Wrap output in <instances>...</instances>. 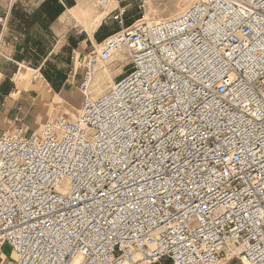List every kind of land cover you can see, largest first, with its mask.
Returning <instances> with one entry per match:
<instances>
[{"label":"built area","instance_id":"built-area-1","mask_svg":"<svg viewBox=\"0 0 264 264\" xmlns=\"http://www.w3.org/2000/svg\"><path fill=\"white\" fill-rule=\"evenodd\" d=\"M8 5L0 47L28 4ZM124 12L80 64L76 117L0 132V264H217L230 246L264 264V0ZM120 52L109 88L84 93Z\"/></svg>","mask_w":264,"mask_h":264},{"label":"rangeland","instance_id":"rangeland-1","mask_svg":"<svg viewBox=\"0 0 264 264\" xmlns=\"http://www.w3.org/2000/svg\"><path fill=\"white\" fill-rule=\"evenodd\" d=\"M75 4L78 0H71ZM94 5V10L103 9L98 8L94 4V0H91ZM119 6L124 9L126 24L138 18H145V21H160L162 19L178 15L183 12L191 3L195 0H118ZM3 5H8L9 0H0ZM34 3L33 6L31 3ZM41 0H27L26 8L29 6L34 7L38 5ZM74 4V5H75ZM117 3H110L107 7V13L101 20L92 35L85 31V27L76 24L71 17H66L61 22H56L57 18L51 24V29L43 31V23L41 22V33L42 48L43 52H30L25 53V62L21 65L17 62H12L7 60L2 54L4 52L0 51V72L7 76H3L11 83V86L15 88V82L13 80V75L15 72L21 71L22 74V87H32L37 88L35 91L39 93L38 105L32 108L34 117H36V122L29 126L30 128H37L42 125L45 121L55 118L57 116H66L74 118L77 115V110L80 108L82 101V92L77 88V80L80 73V64L82 60L93 50H97L96 45L100 42L102 37L108 33H112L117 30V26L114 23L111 15V11L115 9ZM3 8V6H0ZM5 9V6L3 10ZM5 11V10H4ZM91 14V15H90ZM88 14V17H93V14ZM83 19V17H80ZM103 22V24H102ZM101 25V26H100ZM100 27V28H99ZM99 28V30H98ZM96 30H98L96 32ZM38 37V35H36ZM36 38V37H34ZM63 45V46H62ZM62 47V48H61ZM61 50L59 51V49ZM54 49V51H59L58 54H49L48 51ZM74 49V50H73ZM46 50V51H45ZM45 54V55H44ZM116 56L112 58L111 61L103 63L102 66L106 67L109 71L106 72L105 68H97V73L92 80L90 93L92 96L96 97L103 93L111 84L112 80L116 78L119 73L124 70L123 65L128 61L127 55ZM47 57V60L39 67V62H41L40 56ZM7 56V55H6ZM14 59L16 57L14 56ZM35 69H39L41 74L46 73L52 81H54L55 86L60 84L59 80L65 81L67 92H59V89H54L52 84H48V80H44V76L41 77L39 72ZM35 70V71H34ZM101 70L104 73L101 78L98 76V71ZM61 71L62 76H56L55 73ZM2 77V76H1ZM8 78H12L9 80ZM31 89V88H30ZM19 90L18 88L13 89V91ZM29 90V89H28ZM23 91V90H21ZM25 91V90H24ZM46 98L43 99V94ZM24 127L27 126V122L23 121ZM14 121H7L4 124V129H15ZM10 247L5 245L3 247V252L8 254ZM224 264H242L239 254H235L232 259L222 260ZM221 261V262H222ZM227 261V262H226Z\"/></svg>","mask_w":264,"mask_h":264},{"label":"crops","instance_id":"crops-1","mask_svg":"<svg viewBox=\"0 0 264 264\" xmlns=\"http://www.w3.org/2000/svg\"><path fill=\"white\" fill-rule=\"evenodd\" d=\"M43 1L44 0H41V2L38 5H35L34 7H32L34 4L32 2L31 3L32 6L31 7L29 6V8L14 6L15 8L13 10H12L13 7L10 9L8 30L5 33V37L9 42L7 44L1 45L0 50L4 52L5 55L12 57L13 62H17L20 65L22 62H25V56H24L25 53L34 52L38 54V52H43L42 39L40 38V36L43 35V33H41V22L43 23V31L45 32L47 28L51 29V24L55 20L54 19L52 21H47V17L45 13L39 10V6ZM3 4H4L3 2H0V6H3V8L5 6L4 9L5 11L3 10V8L0 7V18L4 17L9 10V5H3ZM75 5H73L72 7H74ZM72 7L66 8L64 12H62L57 17L56 22L59 23L63 21L65 19L64 14L67 12V10L71 9ZM98 30H96V32ZM36 35H38V37ZM61 48L59 49V51L61 50ZM59 51H54V49L52 50L49 49L48 55L52 53L58 54ZM14 56L16 57V59H14ZM40 57H42L40 60L41 62H39V67L41 69L42 68L41 65L44 64L43 62L47 60V57L44 56L43 58L42 55ZM100 66L102 65H99V68ZM35 70L39 72V69H35ZM105 70L107 73L109 72L106 69V67ZM17 73L19 72H15L13 75L14 76L13 80L15 82V88H14L11 86V83L8 82L7 79L3 77L7 75L0 72V132L2 130H5L4 124L7 121L14 120L15 117L18 115L23 116V121L27 122L28 127L32 126L36 122V117H34L33 115L32 108H35L38 105L37 99L39 93L35 91L36 89H38V87L37 88L22 87V85H19L16 82L15 75ZM38 74H40L41 77L44 76L43 77L44 80H48L45 77V75H47L46 73L41 74L39 72ZM55 75L61 77L62 73L61 71H59L58 73H55ZM48 78H49L48 84L49 83L52 84V87H54V89H59V92L62 91L67 92L65 85L66 80L63 81L60 78L59 80L60 84L57 85L56 87L54 81H52V78H50L49 76ZM8 79L11 80L12 78H8ZM16 88H18L19 90L13 91V89ZM42 94H43V99L46 98V95L44 93ZM226 259L227 258H225L224 260Z\"/></svg>","mask_w":264,"mask_h":264},{"label":"bare ground","instance_id":"bare-ground-1","mask_svg":"<svg viewBox=\"0 0 264 264\" xmlns=\"http://www.w3.org/2000/svg\"><path fill=\"white\" fill-rule=\"evenodd\" d=\"M110 3H119L118 0H110L108 3L104 4V5H98L96 3V0H94V4L96 7L98 8H103V9H100V10H94V5L92 4V1L91 0H78L76 5L74 7H72L71 9L67 10V12L64 14V17H71L76 24H80L82 26H84L85 30L88 31V33L90 35H92V33L95 31V29L97 28V26L99 25V23L101 22V20L104 18V16L106 15L107 13V10H106V7L110 4ZM108 8V7H107ZM186 9V8H185ZM184 11V10H183ZM92 13L93 14V17H88V14ZM182 13V12H181ZM180 14V13H179ZM91 15V14H90ZM80 17H83V19H80ZM142 20H144V17L143 18H140ZM145 20H147L145 18ZM144 20V21H145ZM146 22H150V21H146ZM99 44V43H98ZM98 44L96 45L97 48H99ZM116 56H124V54H122V52L118 53ZM114 56V57H116ZM113 57V58H114ZM123 58V57H122ZM112 59L110 60H107V61H102L99 63V65H102L103 63H106L108 61H111ZM99 65L97 68H99ZM102 68H105L103 66H100L99 69H102ZM22 71V70H21ZM21 71H19V73H17L15 75V79H16V82L19 84V85H22V74H21ZM97 73V69H96V72H95V75ZM104 72L99 70L98 71V76L101 78V75L103 74ZM94 75V77H95ZM93 77V78H94ZM92 78V80H93ZM92 80L90 81L89 85H88V88L86 89V91L84 93L88 94L90 97H93L90 93V88H91V83H92ZM109 88V87H108ZM107 88V89H108ZM106 89V90H107ZM105 90V91H106ZM82 92V91H81ZM102 94V93H101ZM82 95H83V92H82ZM99 96V95H98ZM97 97V96H96ZM79 109L77 110V113H78ZM77 116V115H76ZM241 248L239 246H230L226 249V256L221 259L217 264H223V261L225 258L227 259H231L233 256H235V254H239L240 255V259L242 261V264H249V262L247 261V259H245L241 254ZM222 261V262H221ZM228 261V260H227ZM226 261V262H227Z\"/></svg>","mask_w":264,"mask_h":264},{"label":"trees","instance_id":"trees-1","mask_svg":"<svg viewBox=\"0 0 264 264\" xmlns=\"http://www.w3.org/2000/svg\"><path fill=\"white\" fill-rule=\"evenodd\" d=\"M74 4L71 0H44L39 6V10L45 13L47 21H52L64 12L66 8L72 7ZM45 77L49 80L47 75Z\"/></svg>","mask_w":264,"mask_h":264}]
</instances>
